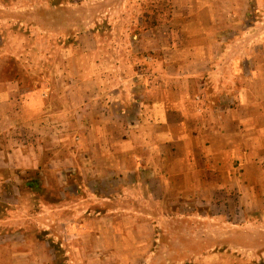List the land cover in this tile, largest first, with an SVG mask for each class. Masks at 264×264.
Listing matches in <instances>:
<instances>
[{
	"label": "rangeland",
	"instance_id": "1",
	"mask_svg": "<svg viewBox=\"0 0 264 264\" xmlns=\"http://www.w3.org/2000/svg\"><path fill=\"white\" fill-rule=\"evenodd\" d=\"M0 30V264H264V0H0Z\"/></svg>",
	"mask_w": 264,
	"mask_h": 264
},
{
	"label": "crops",
	"instance_id": "2",
	"mask_svg": "<svg viewBox=\"0 0 264 264\" xmlns=\"http://www.w3.org/2000/svg\"><path fill=\"white\" fill-rule=\"evenodd\" d=\"M58 5H56V7H57ZM2 30H0V38L2 39V41L4 42V35L2 34ZM15 84V85H14ZM13 86H14V89H21L20 88V85H19V83H13ZM13 89V90H14ZM44 93H45V91H44ZM43 93V94H44ZM46 94V93H45ZM143 96V95H142ZM140 102H138L137 104L138 105H141V106H139V108L137 109V110H141V112L143 111L142 110V105L143 106H149V107H151V108H154V107H159V108H162V111H163V115L165 116V117H163L162 116V114H161V117H159V116H157V115H154L152 118H153V121H155V123H157V124H161L162 126H164V128H165V130H166V139H164L163 138V136H160L159 134H157V136L156 137H160L161 139H162V143L161 144H164V145H167V146H169L170 148H171V151H174V149H173V147H174V145L175 144H173V143H175L177 140H181V138L183 137V136H181V138H180V135H174L173 134V125H176L175 123H177L178 124V126H182L183 127V130L182 131H185L186 130V126H187V129H188V131H189V133H191L192 132V130L188 127V124L185 122V119L184 118H182V117H180L179 118V115H177L176 116V114H175V112L173 111V109L172 110H170V108H167V107H165V105L164 104H162V103H159V102H153L152 104H148V103H145L146 101L144 100V99H140L139 100ZM140 103V104H139ZM138 115V114H137ZM137 120H141L138 116H137ZM223 126H222V129H220V126L218 127V126H212V128L214 129L213 130V132L214 133H218V132H221V130H223V129H227V127H228V131L229 130H234V128H232V126H235V125H238V122H235L234 120H231V118H228V117H225L224 119H223ZM205 126V125H204ZM232 129H231V128ZM262 129V131H263V129L264 128H261ZM226 130V131H227ZM186 133V132H185ZM210 138V137H209ZM211 139V138H210ZM236 146V144H235V142H230L229 143V147L230 148H233V147H235ZM4 153H7L8 155H11L12 153L10 152V151H8V150H4V149H2V148H0V157H1V155H3ZM5 159V158H4ZM231 159H232V157H231ZM4 161V160H3ZM5 164H8V162H6V160H5ZM137 165H138V167H143L142 166V164H141V158L139 157V158H137ZM233 166H235V165H233ZM233 169H234V167H233ZM153 174V173H152ZM201 188H205V190H215V189H217L216 187H215V185L213 184V182H211V181H209V180H205V181H203V184H202V187Z\"/></svg>",
	"mask_w": 264,
	"mask_h": 264
},
{
	"label": "trees",
	"instance_id": "3",
	"mask_svg": "<svg viewBox=\"0 0 264 264\" xmlns=\"http://www.w3.org/2000/svg\"><path fill=\"white\" fill-rule=\"evenodd\" d=\"M28 185L33 187V188H35V189H37V190L40 188L39 184H37L36 182H29Z\"/></svg>",
	"mask_w": 264,
	"mask_h": 264
}]
</instances>
